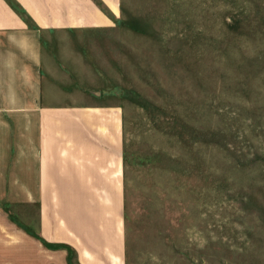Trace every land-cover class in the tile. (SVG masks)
Wrapping results in <instances>:
<instances>
[{"label": "rangeland", "instance_id": "obj_1", "mask_svg": "<svg viewBox=\"0 0 264 264\" xmlns=\"http://www.w3.org/2000/svg\"><path fill=\"white\" fill-rule=\"evenodd\" d=\"M85 35L84 92L124 110L127 264H264V0H123Z\"/></svg>", "mask_w": 264, "mask_h": 264}, {"label": "crops", "instance_id": "obj_2", "mask_svg": "<svg viewBox=\"0 0 264 264\" xmlns=\"http://www.w3.org/2000/svg\"><path fill=\"white\" fill-rule=\"evenodd\" d=\"M13 1L20 12L0 0V264H127L124 110L82 87L84 43L104 41L85 33L114 28L123 0Z\"/></svg>", "mask_w": 264, "mask_h": 264}, {"label": "trees", "instance_id": "obj_3", "mask_svg": "<svg viewBox=\"0 0 264 264\" xmlns=\"http://www.w3.org/2000/svg\"><path fill=\"white\" fill-rule=\"evenodd\" d=\"M7 3L17 12H20L21 9L19 8V6L13 1V0H6ZM60 248H64L66 249L67 247L65 246H61Z\"/></svg>", "mask_w": 264, "mask_h": 264}]
</instances>
